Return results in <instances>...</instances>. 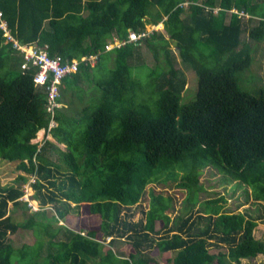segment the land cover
I'll return each instance as SVG.
<instances>
[{
	"label": "trees",
	"instance_id": "trees-1",
	"mask_svg": "<svg viewBox=\"0 0 264 264\" xmlns=\"http://www.w3.org/2000/svg\"><path fill=\"white\" fill-rule=\"evenodd\" d=\"M0 9L22 43L64 61L97 55L64 77V104L51 110L50 81L35 82L39 67L24 66L0 27V162L20 171L0 184V264H152L155 248L175 252L168 264H248L264 254L261 214L203 196L201 182L214 166L244 186L245 203L264 204V82L241 86L257 64L252 42H264V0H0ZM161 22L167 35L148 30ZM130 31L146 35L129 41ZM116 39L123 43L107 49ZM142 46L154 68L134 63ZM172 46L198 75L185 103L188 79ZM42 129L53 140L34 142ZM33 178L41 208L16 220L19 208L32 209L23 185ZM157 181L186 191L188 215L173 219L172 196L153 189L144 216L133 218ZM86 206L101 217L98 228L60 224ZM21 228L34 231L33 243H13ZM122 239L133 248L127 255L115 247Z\"/></svg>",
	"mask_w": 264,
	"mask_h": 264
},
{
	"label": "rangeland",
	"instance_id": "rangeland-1",
	"mask_svg": "<svg viewBox=\"0 0 264 264\" xmlns=\"http://www.w3.org/2000/svg\"><path fill=\"white\" fill-rule=\"evenodd\" d=\"M160 28L164 32V26L160 25L159 27H156V29ZM152 29V28H151ZM165 33V32H164ZM166 34V33H165ZM167 35V34H166ZM247 38V34L245 35ZM256 48L255 52V59L257 64H253L251 66V69H248L246 72H249L248 76V82L245 81L244 84L241 83L242 88L252 90L254 89L253 86H255L256 83H262L264 82L262 79H264V42L257 43L252 42ZM174 48V54L177 58V66L180 69H183L185 71V74L188 79L187 89L184 92V98L182 100L183 103L190 101L192 98H194L197 88H198V75L195 72L191 66L186 65L184 62H182L181 57L178 54V50L175 48V46H172ZM147 63L151 67H155L157 64V61L154 59L153 54L151 51L146 47L142 46L140 54H137L135 64L140 63ZM95 63V62H94ZM255 67V69L258 70L257 72L252 70V68ZM245 74V72H244ZM243 74V75H244ZM82 85L85 88H88L91 83L89 80L84 78L82 80ZM64 104V103H63ZM68 105V104H67ZM50 138L53 140V137L51 135L46 136L45 130H40L38 132L37 137L34 139V142H40L41 144H44L45 138ZM63 146V145H62ZM17 164L7 162V161H1L0 162V184L1 185H8L13 184L15 182V179L17 175L20 173V171L17 169ZM225 178V175L223 172L215 168L214 166H210L208 168H205L202 175H201V182L205 185V187L208 189V192L210 194H204L203 196L211 195L213 197L225 195V197L228 198V205L231 209H247L250 207L252 209V212H254L256 215L261 214V218H259V224L257 225L255 229V235L258 238L264 237V204L262 205H254L252 202L245 203V193H244V186L241 187L238 185V181ZM31 180L27 183H25L24 189L26 194L24 195V200H28L29 206L31 205L30 209H24L19 208L14 213V218L16 220H24L28 217L31 211L39 210L41 208L40 201L36 198H34L35 189L30 184ZM147 195H145V198L140 201V203L134 205L132 207L133 212V218L134 219H140L144 216L143 211L147 210L149 207L150 202V192L154 189L157 193L161 192L165 196L171 195L173 198V206L168 211V213L171 215V217L174 219L180 214L188 215L190 212V204L188 201H186V191L179 186L172 184V185H164L161 184L159 181L152 182L148 185L147 188ZM243 203V204H242ZM35 205V207H38L39 209L32 206ZM258 211H255L258 209ZM48 217L52 216L53 214H56V210L54 207H49L48 210ZM101 222V217L99 215H93L90 214L88 207L79 208V211L72 210L70 213L66 215L64 219H60V224L67 225L70 228L80 230V229H91V228H98ZM162 226V222L158 221L157 228H160ZM35 234L32 229H25L21 228L16 233L12 234L13 243L16 246H22L25 243H33L35 241ZM64 237V234H60L58 238ZM110 238H107V241H109ZM117 249L124 251L127 254L133 250L132 245L127 240H118L115 246ZM150 257H152L154 260L152 261V264H168L169 257H173L175 252H160L157 248L152 249L147 252ZM244 262L248 264H256V263H264V254H260L257 257L251 259V260H243ZM217 264V263H214Z\"/></svg>",
	"mask_w": 264,
	"mask_h": 264
},
{
	"label": "built area",
	"instance_id": "built-area-1",
	"mask_svg": "<svg viewBox=\"0 0 264 264\" xmlns=\"http://www.w3.org/2000/svg\"><path fill=\"white\" fill-rule=\"evenodd\" d=\"M235 10V9H234ZM236 11V10H235ZM241 14H244L242 11ZM0 27L4 31V35L7 37L8 41L13 42L15 48L19 49L25 58V64L27 65H35L39 67L38 72L35 75V82L37 84L45 85L47 82L50 83L47 85L48 87V95H49V109L54 110L56 107H61L63 103L60 101L61 96V84L67 75L72 73H76L80 69V64L82 61H90L92 64L96 62L97 55L83 56L82 58H74L72 60H63L59 56H51L47 51V46H40L35 43H22L20 42L12 33L7 24V21L4 18L3 11L0 9ZM157 26L148 27V30H152ZM152 28V29H151ZM146 33H137L135 31H130L129 33V41H138ZM123 42L119 40H115L114 42H110L107 45V49H111L115 46H120ZM56 123L53 121L52 126ZM35 179L33 178L31 182ZM31 184V183H30ZM26 194V193H25ZM24 198V196H23ZM28 201V200H27ZM35 208V205H32ZM110 238V237H109Z\"/></svg>",
	"mask_w": 264,
	"mask_h": 264
},
{
	"label": "clouds",
	"instance_id": "clouds-1",
	"mask_svg": "<svg viewBox=\"0 0 264 264\" xmlns=\"http://www.w3.org/2000/svg\"><path fill=\"white\" fill-rule=\"evenodd\" d=\"M160 25H163L164 26V24L161 22V23H159V24H157V25H154V26H157V27H159ZM151 26H153L152 24H150V25H148V27H151ZM154 29H156V28H154ZM158 29H160V28H158ZM153 30V29H152ZM45 134H46V131H45Z\"/></svg>",
	"mask_w": 264,
	"mask_h": 264
},
{
	"label": "bare ground",
	"instance_id": "bare-ground-1",
	"mask_svg": "<svg viewBox=\"0 0 264 264\" xmlns=\"http://www.w3.org/2000/svg\"><path fill=\"white\" fill-rule=\"evenodd\" d=\"M179 1V0H178ZM223 1V0H222ZM175 2V1H174ZM98 3V2H97ZM152 3V2H151ZM96 4V3H95ZM177 4V3H176ZM98 5V4H97ZM162 7V6H161ZM257 7V6H256ZM256 7H255V9H256ZM259 7V6H258ZM166 9V8H165ZM164 9V10H165ZM184 10V9H183ZM260 10V9H259ZM252 11V10H251ZM254 11V10H253ZM259 13V12H258ZM170 17V16H169ZM170 22V21H169ZM178 24V23H177ZM98 65V64H97ZM94 68V67H93Z\"/></svg>",
	"mask_w": 264,
	"mask_h": 264
}]
</instances>
